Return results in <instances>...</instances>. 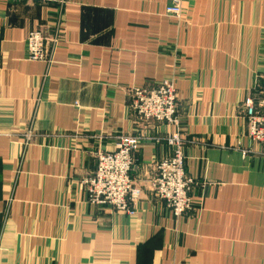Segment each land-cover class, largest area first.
<instances>
[{"label":"crops","instance_id":"crops-1","mask_svg":"<svg viewBox=\"0 0 264 264\" xmlns=\"http://www.w3.org/2000/svg\"><path fill=\"white\" fill-rule=\"evenodd\" d=\"M171 1L0 0V264H264V154L241 106L264 84V0H182V20ZM37 27L47 62L26 57ZM166 80L196 180L181 217L151 187L171 126L127 104ZM121 134L146 136L134 213L91 204L82 184Z\"/></svg>","mask_w":264,"mask_h":264},{"label":"built area","instance_id":"built-area-1","mask_svg":"<svg viewBox=\"0 0 264 264\" xmlns=\"http://www.w3.org/2000/svg\"><path fill=\"white\" fill-rule=\"evenodd\" d=\"M25 1L58 2L60 5L65 3V0ZM166 11L180 18L181 0H173ZM46 43L47 35L44 28L31 29L25 40L27 59L49 61ZM175 92L176 88L172 81L160 83L149 89L135 88L132 90L128 105L145 125L159 123L171 126L165 142L172 147L173 153L154 163L151 187L155 196L165 201L176 217H181L193 208L191 191L195 181L185 170L184 139L178 104L175 103ZM242 107L249 125V139L251 143L258 144L264 154V84L259 98L249 94L242 101ZM32 133L29 129L22 135L25 145L31 142L35 135ZM145 139L146 136L141 134H121L116 137L113 150L96 152V169L82 180L91 204L109 206L120 212H135V203L140 198L142 190L134 184L131 171L135 164V153ZM153 139L157 141V138ZM242 154L247 155V151L242 150Z\"/></svg>","mask_w":264,"mask_h":264},{"label":"rangeland","instance_id":"rangeland-1","mask_svg":"<svg viewBox=\"0 0 264 264\" xmlns=\"http://www.w3.org/2000/svg\"><path fill=\"white\" fill-rule=\"evenodd\" d=\"M173 2V0L168 4V5H170L171 3ZM182 0H181V6H182V15H181V17L180 18H177V17H175V16H172V15H170V14H168L167 13V11H166V14H168L169 16H172V17H174V18H176L177 20H182V18H183V4H182ZM167 5V6H168ZM166 9H167V7H166ZM45 62H47V61H45ZM172 80H166V81H164V82H171ZM164 82H162V83H164ZM173 82V81H172ZM161 83V84H162ZM174 83V82H173ZM158 85V84H157ZM175 85V84H174ZM154 86H156V85H154ZM153 86H151V87H142V89H149V88H152ZM175 88H176V85H175ZM133 89H135V88H133ZM133 89H131V90H128V92H127V104H129V102H130V96H131V93H132V90ZM175 96H176V98H175V103L176 104H178V93H177V89H176V92H175ZM242 106V105H241ZM243 108V107H242ZM244 111V110H243ZM247 123H248V121H247ZM29 129H31L32 130V134H35L33 137H32V139L36 136V132H35V130L33 129V127L32 126H29L24 132H23V134H26L27 133V131L29 130ZM248 129H249V125H248ZM24 139V138H23ZM32 141V140H31ZM185 142H186V140H184V143H183V146H184V144H185ZM31 143V142H30ZM29 143V144H30ZM25 144V143H24ZM252 144H256V143H252ZM25 146V145H24ZM242 150H245V151H247V155L249 154V152H248V149H242ZM190 176V175H189ZM87 177V176H86ZM85 177V178H86ZM192 177V176H191ZM153 178V177H152ZM193 179H194V181H195V183H196V180H195V178L194 177H192ZM84 179V178H83ZM82 179V180H83ZM134 181V180H133ZM195 183H194V185H195ZM134 184H136V182L134 181ZM194 187V186H193ZM153 190V189H152Z\"/></svg>","mask_w":264,"mask_h":264}]
</instances>
